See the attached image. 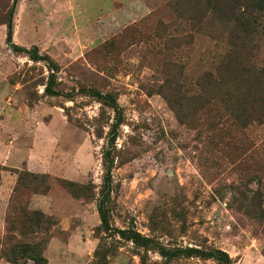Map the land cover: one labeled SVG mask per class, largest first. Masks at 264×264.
<instances>
[{"label":"rangeland","instance_id":"1","mask_svg":"<svg viewBox=\"0 0 264 264\" xmlns=\"http://www.w3.org/2000/svg\"><path fill=\"white\" fill-rule=\"evenodd\" d=\"M236 2L244 12L245 0ZM13 3L0 0V148L18 147L8 161L23 156L33 169L0 160V185L14 176L11 194L14 170L46 174L44 213L56 224L49 235L13 233L0 264H14L13 244L45 238L50 264L59 255L63 264H99V244L103 264H222L203 255L214 249L227 264H264V113L255 114L264 101L238 72L225 85L203 77L218 63L264 64V10L252 8L246 34L219 19L214 0H16L7 45ZM46 63L57 67V94L44 92ZM107 94L123 115L112 145L113 236L100 229L96 205L114 121ZM56 178L90 192L73 196ZM130 227L147 248L119 236Z\"/></svg>","mask_w":264,"mask_h":264},{"label":"trees","instance_id":"2","mask_svg":"<svg viewBox=\"0 0 264 264\" xmlns=\"http://www.w3.org/2000/svg\"><path fill=\"white\" fill-rule=\"evenodd\" d=\"M214 1V6H217V11L220 15L219 19L231 25L232 30H234V32L236 33L244 32L246 34H250L252 32V27H249V18L252 16V8L257 11L264 10V0H245L244 4L246 5V7L244 12L236 11L235 8L236 5H238L236 0L229 1V4H227L226 6H222L221 0L219 1V3H216V0ZM13 2L15 3L16 0H13ZM14 3L12 4V7L8 10V17L4 22L7 26L5 37V43L7 45H13L12 15L14 10ZM212 8L215 9L213 6ZM30 58L32 60L39 59V57H37V55H35L34 53L30 54ZM46 64L49 73L47 77V82L44 87V92L50 95L57 94L53 90L57 67L53 63ZM237 72L243 75L244 78H246V85L248 84L246 88L253 92V99L255 101L256 99L264 101V95H260L258 93L260 90L259 85H264V64L258 65L256 63H246L245 65H239V68H237L231 65L230 63H218V65H209L206 69H204L203 77L206 81V84L208 85H214L215 83L216 85H225L228 82V77ZM224 78L225 84L223 83ZM92 94L97 95V92L94 91L92 92ZM102 100H104V102H107L108 106L113 110L114 121L108 131V146L102 151V166L104 169V174L100 186L99 197L96 200V205L100 219V229L108 233V235L113 236L114 233L112 230L114 229H112L110 225V212L108 208V204L110 202V193L112 191L111 170L114 167V159L112 154V150L114 147L112 145L114 144L115 137L117 135L116 132L122 122L123 115L119 105L116 102V99L112 96V94L105 95L104 97H102ZM257 109L258 111H255V114H258L260 116L264 113V107L262 108L258 106ZM94 133L98 137L102 134V131L100 128H95ZM14 172L17 173V179L8 199L5 214L6 233L3 237V240H0V246L1 244H11L15 238L13 236V233L15 232L18 233V235L21 237L32 236L37 233H44L46 235H49L51 232V227L56 224L55 220L50 217V215L45 214L41 210L30 209L28 206L32 195L45 194L48 192L50 188L49 184L47 183L48 176L46 174L33 173L26 169L14 170ZM56 180L59 185L67 189L73 196L84 197L87 196L90 192V188L88 185H78L65 178H56ZM117 232L120 233L119 236L122 239L130 241L134 246L145 248H147L148 246L147 242L149 240L145 236H142L133 227L122 230L118 229ZM48 240V238H45L44 240H40L38 242L15 243L13 244L15 247L19 245L18 251L14 256H9V259L14 264H17V258H20L21 260L29 259L32 261V264H46L47 260L43 256V251ZM100 247L101 245L99 244L97 250L94 252V256H99V264H103V261L105 262V255L103 256L99 252ZM12 248L14 247L12 246ZM203 255L206 257L214 258L222 264H227L230 262L228 255L219 249H214V251L203 253ZM3 256L8 257L6 254H3Z\"/></svg>","mask_w":264,"mask_h":264},{"label":"crops","instance_id":"3","mask_svg":"<svg viewBox=\"0 0 264 264\" xmlns=\"http://www.w3.org/2000/svg\"><path fill=\"white\" fill-rule=\"evenodd\" d=\"M120 1L133 2L135 0H120ZM0 149H1L0 160L7 163L8 166H11V167L25 166L29 170L33 169V168H31V165H30L29 161L27 160V158L23 157V156H21V157L17 156L15 158V161L12 163H10L8 161L9 155H12L11 153L13 152V150L18 149V147H10L8 145L7 147H5V150L3 148H0ZM14 180H15V177L10 175L9 177H6L4 183L2 182L0 185V233L2 232V227H3V215L5 212L8 197H9L12 185L14 183ZM29 208L40 209L43 212L48 213L49 212L48 195L34 194L29 201ZM52 240H53V238H51L48 246L43 251V256L47 260L46 264H50L48 258L46 257V251L49 248ZM64 259H65L64 255H59L58 260H57V264H63L61 261Z\"/></svg>","mask_w":264,"mask_h":264}]
</instances>
